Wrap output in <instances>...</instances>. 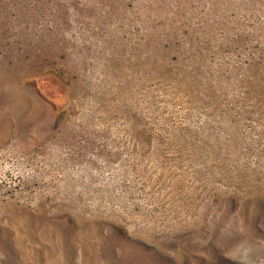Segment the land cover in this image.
<instances>
[{"label":"rangeland","instance_id":"rangeland-1","mask_svg":"<svg viewBox=\"0 0 264 264\" xmlns=\"http://www.w3.org/2000/svg\"><path fill=\"white\" fill-rule=\"evenodd\" d=\"M0 264H264V0H0Z\"/></svg>","mask_w":264,"mask_h":264}]
</instances>
